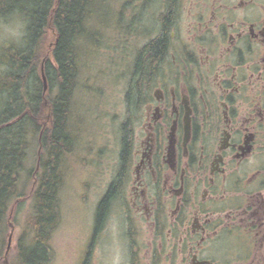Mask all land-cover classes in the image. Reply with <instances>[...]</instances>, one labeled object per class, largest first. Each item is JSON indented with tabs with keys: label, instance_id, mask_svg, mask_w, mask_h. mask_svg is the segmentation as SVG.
Here are the masks:
<instances>
[{
	"label": "flooded vegetation",
	"instance_id": "1",
	"mask_svg": "<svg viewBox=\"0 0 264 264\" xmlns=\"http://www.w3.org/2000/svg\"><path fill=\"white\" fill-rule=\"evenodd\" d=\"M172 1L119 0L131 28L114 51L130 70L120 99L81 105L107 116L83 122L88 162L73 173L93 206L89 240L111 225L120 264H264V0Z\"/></svg>",
	"mask_w": 264,
	"mask_h": 264
},
{
	"label": "trees",
	"instance_id": "2",
	"mask_svg": "<svg viewBox=\"0 0 264 264\" xmlns=\"http://www.w3.org/2000/svg\"><path fill=\"white\" fill-rule=\"evenodd\" d=\"M175 2L172 1L173 8ZM97 3L98 0H0V20L18 14L27 23L22 42L0 52V58L5 60L0 67V228L4 226L0 230V264L6 233L16 222L13 210L21 208L29 198L33 208L18 240L13 264H46L53 255L51 243L62 220L58 194L63 182L61 172L56 171L72 145L70 105L79 88L82 65L78 51L89 33L88 24L94 19ZM118 14L116 7L118 24L113 33L131 34L126 17L118 18ZM169 23L170 17L164 18V26ZM166 39L163 34L150 45V56L143 60L146 73L156 69L164 55ZM124 134L126 152L127 125ZM32 153L36 167L30 168ZM107 202L106 199L100 206L99 222Z\"/></svg>",
	"mask_w": 264,
	"mask_h": 264
},
{
	"label": "rangeland",
	"instance_id": "3",
	"mask_svg": "<svg viewBox=\"0 0 264 264\" xmlns=\"http://www.w3.org/2000/svg\"><path fill=\"white\" fill-rule=\"evenodd\" d=\"M96 7L98 8V4H96ZM115 21L116 18L113 21L112 26L103 29L104 39L99 50H95L100 47V43L98 42L100 34L98 35V33L97 35H87L86 41L88 43H86V45L81 44L80 46V53L83 57L82 62L84 63V67L83 73L81 68V77L79 79L83 82L85 78L91 77L92 84H95V86L99 85V88L95 90L97 94L103 95V91H105L104 100H106V103L104 102V104L109 107L107 109L108 112L111 108L110 105L115 104L116 101L120 99L119 96L122 93L121 85L115 87V84L121 77V71H119V68L121 67L122 62L120 60L121 53H117L116 55L114 53L115 49L117 51L119 50L117 48V41L119 40L118 36L116 32L113 33L114 30H112L115 28ZM89 29H94V26ZM25 35L26 26L20 17L0 20V48L3 45L20 44ZM84 83L86 82L84 81ZM83 87L84 86L81 87L80 92L83 96L82 100L85 97L83 94L84 89L82 91ZM85 100L89 105H94L96 99L87 97ZM105 113V111H101L100 118L107 117ZM97 114L98 113H94L91 115V113L86 112V109L84 108V111L82 112L84 122H91L92 118ZM78 117L69 122L71 129L76 126ZM103 122L105 121L103 120ZM88 133L89 130H87V135ZM94 136L96 140H98L99 136L101 141H103L102 131L98 132V136L96 134ZM97 142L98 141L94 142L95 145ZM29 165L36 167L34 153L31 155ZM82 166V161L75 164V168L79 167L81 171H83V169H81ZM73 173L68 175L66 192L64 193L62 202V220L51 243L53 251L51 264H85L87 261H89V264H120L125 256L122 251V245L118 240L116 229L113 230L111 225L106 231L103 240L97 246L93 245V242L89 240L93 206L91 207L90 205V198H83V192L81 193V184L83 183L84 176H80L81 174H79V172L75 173V176H73ZM86 194H88V189H86ZM95 197L96 196H92V202L95 201ZM32 208L33 200L32 198H29L24 201V205L21 208L13 210V219L15 218L16 222L12 224L6 233L4 239L5 244L1 253L2 264H13L16 260L18 253V240L24 231L26 220L31 214ZM10 237L12 238V243L9 248ZM260 253L264 254V242Z\"/></svg>",
	"mask_w": 264,
	"mask_h": 264
},
{
	"label": "bare ground",
	"instance_id": "4",
	"mask_svg": "<svg viewBox=\"0 0 264 264\" xmlns=\"http://www.w3.org/2000/svg\"><path fill=\"white\" fill-rule=\"evenodd\" d=\"M119 0H98V8H94L93 9V13L94 16L93 18L95 19H91V21L88 24V31L89 33H87V35L89 34H93V35H98L100 34V38H98V42L100 43V47L96 48L95 50H99L102 46V42H103V29L105 27H109L113 25V21L116 18L115 21V28H117V16H116V9L115 7H117ZM115 5V6H114ZM21 18L23 20V22L25 23V26L27 25L26 21L18 14H14L11 16L10 19H14V18ZM118 24V23H117ZM94 26V29H89L91 27ZM112 29V30H114ZM87 35H85L84 39H83V45H86V43H88L86 40ZM118 42V41H117ZM11 44L8 45H3L0 48V52L3 49H6L10 46ZM102 50V49H101ZM78 58H79V63H81V68H82V73H83V67H84V63L83 61V57L81 56L80 51H78ZM122 61V60H121ZM5 60H3L2 58H0V67L2 65V63H4ZM87 67V66H86ZM119 71H121V75L124 76H128V72L129 70V65L124 64V62H121V67L119 68ZM43 75L44 72H43ZM79 75H81V70ZM81 77V76H79ZM92 78H85L82 82V80L79 79V88L76 91V97L73 103H71V107H70V120L72 119H77V124L75 127H73L72 129L69 128V133H70V139L72 141V145L70 147V150L68 151L67 155L64 157V159H62V163H61V167H59L58 171H56V173H58L59 171L61 172L60 174L62 175V185L60 186V190H59V194H58V199L60 203L61 201V206H62V202H63V196L64 193L66 192V183L68 181V175H71L74 172V168H75V164L79 161H83L84 162H88V160H86L88 158V154L87 151L85 150V148L87 147V143H88V138H87V128L86 125L83 123V116H82V108L81 105L82 103H84L85 99L91 98L92 96V92H94L95 94H97V92L95 90H97V88L99 87V85L95 86V84H92L91 82ZM84 81L86 83H84ZM84 86L82 88V91L84 89L83 94L85 95V97L82 100V95L80 94L81 92V87ZM105 91H103V95H104ZM82 101V102H81ZM77 106V107H76ZM101 108L100 107H96L94 113H101ZM30 168H32V166L29 165ZM53 169V168H52ZM49 172V170H48ZM47 172V173H48ZM51 172V170H50ZM46 173V174H47ZM63 173V174H62ZM61 211H62V207H61ZM63 214V212H62ZM4 228V226H1L0 230H2ZM0 242H1V238H0ZM9 251V249H8ZM53 259V255L51 257V260L46 264H51ZM2 264V263H1ZM7 264V263H6Z\"/></svg>",
	"mask_w": 264,
	"mask_h": 264
},
{
	"label": "water",
	"instance_id": "5",
	"mask_svg": "<svg viewBox=\"0 0 264 264\" xmlns=\"http://www.w3.org/2000/svg\"><path fill=\"white\" fill-rule=\"evenodd\" d=\"M44 80H46V78H45V76H44ZM10 241V244H9V248L11 247V243H12V238L10 237V239H9Z\"/></svg>",
	"mask_w": 264,
	"mask_h": 264
}]
</instances>
